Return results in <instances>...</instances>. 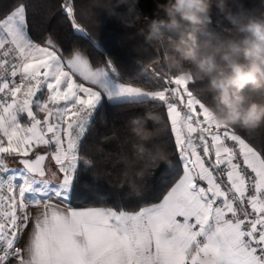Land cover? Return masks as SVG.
Instances as JSON below:
<instances>
[{
  "label": "snow or ice",
  "instance_id": "1",
  "mask_svg": "<svg viewBox=\"0 0 264 264\" xmlns=\"http://www.w3.org/2000/svg\"><path fill=\"white\" fill-rule=\"evenodd\" d=\"M34 7L0 5V264H264V147L217 124L195 81L160 71L157 90L125 81L95 41L102 62L65 47ZM55 11L91 40L77 0ZM146 102L165 109L174 159L143 162L151 187L133 194L124 156L113 180L107 155L81 153L106 103ZM82 172L109 185L114 206L99 191L98 203L73 206Z\"/></svg>",
  "mask_w": 264,
  "mask_h": 264
},
{
  "label": "clouds",
  "instance_id": "2",
  "mask_svg": "<svg viewBox=\"0 0 264 264\" xmlns=\"http://www.w3.org/2000/svg\"><path fill=\"white\" fill-rule=\"evenodd\" d=\"M243 7V0H155L153 16L138 32L157 50L156 65L201 83V91L211 96L206 107L217 124L253 132L264 127V0L240 19L234 10ZM213 13L233 26L219 43L198 35L207 31ZM143 105L144 114L128 121L124 158L132 165L125 181L130 192L147 178L143 162L171 163L156 127L163 117L147 102Z\"/></svg>",
  "mask_w": 264,
  "mask_h": 264
},
{
  "label": "trees",
  "instance_id": "3",
  "mask_svg": "<svg viewBox=\"0 0 264 264\" xmlns=\"http://www.w3.org/2000/svg\"><path fill=\"white\" fill-rule=\"evenodd\" d=\"M9 0H0V5H7ZM34 12L37 21H42L46 26L57 31L65 47L71 44L79 46L95 62H102L104 57L92 43L96 44L108 53L113 59L117 70L121 73L125 81L156 90L162 86L163 81L154 82V71L166 72L171 75L164 66L156 65L155 58L159 55L153 44L147 42L138 29L147 23L146 18H151L154 14L155 0H77L80 22L91 36V40L76 36L66 21L58 18L55 11L58 0H33ZM259 0H243V9H235L236 15L244 19L247 12L256 8ZM46 5L50 6L45 7ZM101 9L102 22H98L93 9ZM233 26L227 20H221L213 13L211 24L206 32L200 33L199 39L211 41L212 43L222 42ZM175 35V33H170ZM146 74V75H141ZM190 90L202 100L206 105L211 103V96L201 91V83L189 85ZM147 106L158 111L163 117V123L158 125L160 130L159 139L164 143L170 155V160L174 159V149L172 138L169 136L165 141L162 137L168 136L169 124L166 118L165 109L158 103L148 102ZM144 105L124 104L120 106H105L96 114V120L88 133L85 144L88 150L82 151V155L89 157L96 156L102 151L107 155L108 163L104 166L113 172V180L118 173H122L123 165L119 162L124 156L126 141L130 137L128 121L130 117L142 116ZM152 127L153 125H149ZM233 130L245 138L248 142L257 147H264V127L253 132L245 131L239 127ZM105 137L110 139L105 140ZM85 183L87 187H85ZM142 184L151 187V177ZM81 195L74 201L73 206H87L98 203L96 193L106 197L109 206H114L115 196L113 190L107 183L94 182L89 176L81 173L80 179ZM128 192L125 188L121 196ZM156 202V201H149Z\"/></svg>",
  "mask_w": 264,
  "mask_h": 264
},
{
  "label": "crops",
  "instance_id": "4",
  "mask_svg": "<svg viewBox=\"0 0 264 264\" xmlns=\"http://www.w3.org/2000/svg\"><path fill=\"white\" fill-rule=\"evenodd\" d=\"M10 166H15L13 163H11V161H10Z\"/></svg>",
  "mask_w": 264,
  "mask_h": 264
},
{
  "label": "rangeland",
  "instance_id": "5",
  "mask_svg": "<svg viewBox=\"0 0 264 264\" xmlns=\"http://www.w3.org/2000/svg\"><path fill=\"white\" fill-rule=\"evenodd\" d=\"M148 90H151V89H148ZM157 90V89H156Z\"/></svg>",
  "mask_w": 264,
  "mask_h": 264
}]
</instances>
